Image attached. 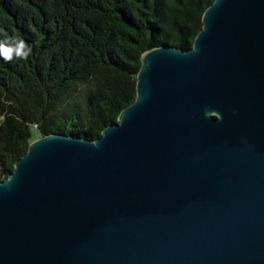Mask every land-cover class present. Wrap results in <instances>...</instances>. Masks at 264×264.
<instances>
[{"label":"water","instance_id":"1","mask_svg":"<svg viewBox=\"0 0 264 264\" xmlns=\"http://www.w3.org/2000/svg\"><path fill=\"white\" fill-rule=\"evenodd\" d=\"M142 53L95 139H34L0 180V264H264V0H214Z\"/></svg>","mask_w":264,"mask_h":264},{"label":"trees","instance_id":"2","mask_svg":"<svg viewBox=\"0 0 264 264\" xmlns=\"http://www.w3.org/2000/svg\"><path fill=\"white\" fill-rule=\"evenodd\" d=\"M214 0H0V180L37 137L95 139L136 97L145 50L188 49Z\"/></svg>","mask_w":264,"mask_h":264},{"label":"clouds","instance_id":"3","mask_svg":"<svg viewBox=\"0 0 264 264\" xmlns=\"http://www.w3.org/2000/svg\"><path fill=\"white\" fill-rule=\"evenodd\" d=\"M31 49L23 40H11L7 43H0V57L5 61H11L13 56L19 59H27Z\"/></svg>","mask_w":264,"mask_h":264}]
</instances>
